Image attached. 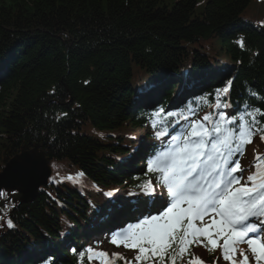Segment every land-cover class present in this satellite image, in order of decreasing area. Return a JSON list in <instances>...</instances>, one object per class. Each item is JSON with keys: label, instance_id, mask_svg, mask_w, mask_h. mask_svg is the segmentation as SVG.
<instances>
[{"label": "trees", "instance_id": "obj_1", "mask_svg": "<svg viewBox=\"0 0 264 264\" xmlns=\"http://www.w3.org/2000/svg\"><path fill=\"white\" fill-rule=\"evenodd\" d=\"M257 108L264 0H0V173L35 146L52 171L34 202L0 210V264H91L79 244L106 194L161 186L138 146Z\"/></svg>", "mask_w": 264, "mask_h": 264}, {"label": "snow or ice", "instance_id": "obj_2", "mask_svg": "<svg viewBox=\"0 0 264 264\" xmlns=\"http://www.w3.org/2000/svg\"><path fill=\"white\" fill-rule=\"evenodd\" d=\"M239 43L243 46L242 40ZM229 91L230 87L218 89L217 101ZM257 113L264 116L257 108L240 116L239 122L224 112H219L216 119L208 114L191 121L188 130L148 164V171L156 174L157 183L166 190L167 199L154 201L158 205L155 214L128 225L111 240L116 247L135 251L134 259L92 248L87 249L88 259L96 258L100 264H176L178 255L188 254L199 242L210 252L219 248L228 264H251L249 252L255 264H262L264 156L255 157V171L246 180L237 175L243 172L237 155L243 154L257 134L264 140V126H258ZM142 188L146 195H155L151 181ZM9 196V192L0 191V199ZM205 217L210 223H204ZM6 223L9 229L15 227L11 218ZM241 244H246L249 251L239 250ZM188 264L204 262L197 258Z\"/></svg>", "mask_w": 264, "mask_h": 264}, {"label": "water", "instance_id": "obj_3", "mask_svg": "<svg viewBox=\"0 0 264 264\" xmlns=\"http://www.w3.org/2000/svg\"><path fill=\"white\" fill-rule=\"evenodd\" d=\"M50 176L49 160L35 146L21 152L7 163L0 173V191L14 193L15 196L9 198L13 201L30 204L37 198L39 188L47 184Z\"/></svg>", "mask_w": 264, "mask_h": 264}, {"label": "rangeland", "instance_id": "obj_4", "mask_svg": "<svg viewBox=\"0 0 264 264\" xmlns=\"http://www.w3.org/2000/svg\"><path fill=\"white\" fill-rule=\"evenodd\" d=\"M262 149H263V144H262V141L260 140V138H257V137L254 138L253 143L249 144L247 149H245V151L243 153L244 157L240 160L241 167H244V169H245L244 173L248 174L249 172H251V167L249 166V164H250V162H252L254 160V158L257 155H260ZM245 177H246V175H245ZM126 194L127 193H125L124 190H122V192L114 194L113 198L116 199L117 201H121V200H123L124 195H126ZM166 199H167V197L164 200H166ZM204 223L205 224L210 223V219L209 218L205 219ZM122 225L123 226H121L120 229L127 228V226H124V224H122ZM114 235L115 234H113V232H112L108 236H103L100 239H98L96 242L94 241V242L90 243L89 246L94 251H102V252L109 253L110 255L114 254V253H118L121 256L126 257L127 260L132 261L136 255L135 251L126 250L122 246L116 247L114 244H112L111 240H112V237ZM109 239H111V240H109ZM239 250H241V249L239 248ZM218 251H219V254H218V257L215 261V264H228L227 261L223 260L222 253H221V250L219 248H218ZM244 252H246V251H244ZM184 256L193 257L194 259L198 258V259L202 260L203 262H206V259H207V254H206V251L204 250V245H201L199 242L194 243L190 247L189 253L185 254ZM249 256H250L251 264H255L254 258L251 257L250 252H249ZM237 258L238 259L241 258V257H239V254L237 255ZM92 260H93L94 264H100V261L98 259L93 258ZM181 263L184 264V261H181ZM262 264H264V262H262Z\"/></svg>", "mask_w": 264, "mask_h": 264}, {"label": "bare ground", "instance_id": "obj_5", "mask_svg": "<svg viewBox=\"0 0 264 264\" xmlns=\"http://www.w3.org/2000/svg\"><path fill=\"white\" fill-rule=\"evenodd\" d=\"M142 162V161H141ZM13 196H15V195H13ZM15 206H16V204H14ZM17 207V206H16ZM16 208H14V210H15ZM13 211H11V213H12Z\"/></svg>", "mask_w": 264, "mask_h": 264}]
</instances>
